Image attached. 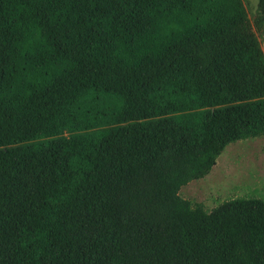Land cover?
<instances>
[{"label":"trees","instance_id":"trees-1","mask_svg":"<svg viewBox=\"0 0 264 264\" xmlns=\"http://www.w3.org/2000/svg\"><path fill=\"white\" fill-rule=\"evenodd\" d=\"M264 0H0V264H264V199L180 195L264 135Z\"/></svg>","mask_w":264,"mask_h":264},{"label":"rangeland","instance_id":"rangeland-1","mask_svg":"<svg viewBox=\"0 0 264 264\" xmlns=\"http://www.w3.org/2000/svg\"><path fill=\"white\" fill-rule=\"evenodd\" d=\"M253 21L258 0H249ZM264 38V34H260ZM180 195L211 211L224 201L245 197L264 199V135L228 144L208 174L183 185Z\"/></svg>","mask_w":264,"mask_h":264},{"label":"crops","instance_id":"crops-1","mask_svg":"<svg viewBox=\"0 0 264 264\" xmlns=\"http://www.w3.org/2000/svg\"><path fill=\"white\" fill-rule=\"evenodd\" d=\"M244 1V3H245V6H246V8H247V11L249 10L248 9V7H249V0H243ZM249 12V11H248ZM249 14V13H248ZM259 40H260V42H261V46H262V48H263V51H264V38H262L260 35H259Z\"/></svg>","mask_w":264,"mask_h":264}]
</instances>
